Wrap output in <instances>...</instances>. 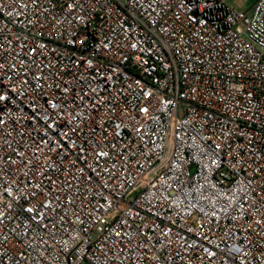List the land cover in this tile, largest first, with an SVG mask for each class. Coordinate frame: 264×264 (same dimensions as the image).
I'll list each match as a JSON object with an SVG mask.
<instances>
[{"label":"built area","instance_id":"1","mask_svg":"<svg viewBox=\"0 0 264 264\" xmlns=\"http://www.w3.org/2000/svg\"><path fill=\"white\" fill-rule=\"evenodd\" d=\"M0 264H264V0H0Z\"/></svg>","mask_w":264,"mask_h":264},{"label":"rangeland","instance_id":"2","mask_svg":"<svg viewBox=\"0 0 264 264\" xmlns=\"http://www.w3.org/2000/svg\"><path fill=\"white\" fill-rule=\"evenodd\" d=\"M255 0H225L226 4L236 10H248Z\"/></svg>","mask_w":264,"mask_h":264}]
</instances>
